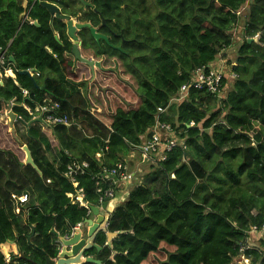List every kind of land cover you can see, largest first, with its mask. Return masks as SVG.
Instances as JSON below:
<instances>
[{
	"label": "trees",
	"instance_id": "1",
	"mask_svg": "<svg viewBox=\"0 0 264 264\" xmlns=\"http://www.w3.org/2000/svg\"><path fill=\"white\" fill-rule=\"evenodd\" d=\"M34 1L27 0V11ZM67 1L62 14L80 24L97 29L106 20L108 43L88 30L78 34L84 53L119 63L110 70L102 63L94 82L77 81L76 65L83 64L74 63L65 23L51 28L38 4L23 22L24 0H0V45L15 61V78L0 79V116L12 105L28 124L23 105L34 109L50 98L78 125L0 130V246L13 243L19 252L10 264L42 262V253L55 258V232L64 237L91 218L66 196L74 191L63 176L68 164L90 165L91 174L78 181L85 201L98 207L92 176L118 163L134 166L130 157H140L136 149L157 123L172 129L178 146L163 161L143 160L149 172L137 175L109 220L108 232L123 234L110 248L98 235L102 250L86 256L101 264H240L251 228L264 225V0H89L96 12L81 17ZM244 12L242 40L222 79L226 96L192 88L174 102L196 70L226 60ZM29 70L39 76L22 74ZM103 73L106 100L92 91ZM20 126L25 135L17 136ZM24 146L41 175L20 158ZM13 194L29 195L28 205L16 206ZM249 245V264H264V237ZM0 264H7L1 249Z\"/></svg>",
	"mask_w": 264,
	"mask_h": 264
},
{
	"label": "built area",
	"instance_id": "2",
	"mask_svg": "<svg viewBox=\"0 0 264 264\" xmlns=\"http://www.w3.org/2000/svg\"><path fill=\"white\" fill-rule=\"evenodd\" d=\"M225 64V59L220 57L217 61L207 67L196 70L191 82L181 87L179 97L173 101L181 102L186 99L188 91L192 88L196 90H206L209 94L221 99L223 95L222 79L224 78V75L228 73ZM28 72L32 78L39 76L30 70ZM4 78H15V70L14 64H12L8 58L7 49L0 45V79ZM230 78H236V76L231 74ZM21 93L24 98L29 97V92L27 90H22ZM23 109L32 120L41 119L42 124L48 129H52L56 126H64L66 128L78 126L76 121L70 120L68 116L60 114L61 105L50 98H46L42 103L36 105L34 109H31L27 105H23ZM163 112V110H158V113L160 114ZM192 126L193 124H191V127ZM150 134V138L144 141V143L136 149L140 157L149 163H154L156 160H165V154L178 146L177 140L170 138V135H172V129L167 125L157 123ZM100 157V154L96 156L97 159H100ZM88 174H91L90 165L88 163L72 161L67 165L63 176L72 184L74 189L72 193L66 195L71 204L85 208L88 211V216H90L92 215L90 211L91 206L85 201V192L83 188L80 187L78 181L80 178ZM92 179L96 181L97 193L100 195L98 208L102 207L106 199L111 201L117 197H121L123 202H125L129 196V191L132 185L136 182L134 172L128 165L123 163H118L112 168L102 167L98 173H95L92 176ZM11 199L18 207L27 206L30 200L29 195L27 194L21 196L13 194ZM85 226L86 221L77 224L72 227L70 234L63 238L68 239L72 237L77 231L82 230ZM55 235V244L59 250V238H62V236L57 232H55ZM250 235L259 238L264 237V225L259 229L256 227L251 228ZM249 242L248 239L247 243L240 249V252L242 253L241 261L239 262L240 264H249V260L244 256L245 252L251 249ZM5 262L10 264L11 257L6 256Z\"/></svg>",
	"mask_w": 264,
	"mask_h": 264
},
{
	"label": "water",
	"instance_id": "3",
	"mask_svg": "<svg viewBox=\"0 0 264 264\" xmlns=\"http://www.w3.org/2000/svg\"><path fill=\"white\" fill-rule=\"evenodd\" d=\"M50 0H35L33 5L28 9V2L24 0L23 3V10L25 13L22 15L23 22L28 19L29 13L32 11L33 7L38 4L41 8H43L48 15L50 16V27L53 28L54 21H61L66 25V33L69 40L72 42V49L71 54L74 58V63H80L86 65L90 70L94 71L95 69H101V63L95 61L94 59H86L82 55V42L79 39V32L83 30H88L91 36L98 42L100 40L105 41L106 43L109 42L107 37H104L97 33V30L92 27L90 24H80L74 21L73 18L70 16L62 14V8H60L57 4L58 1L64 2L65 0H52L53 3L49 2ZM82 5H84V0H77ZM34 26L38 27L37 22H33ZM58 40V38L56 37ZM253 40H249L252 42ZM10 62L14 64V59L11 57ZM32 72H35L34 70ZM22 74L30 76L29 72H24ZM12 105L8 107V118L10 119V125H14L15 123H22L21 119L18 118L12 112ZM41 119L32 120L28 124H24V127L28 130L32 124L41 123ZM26 155V159L24 164L29 165L34 168L40 175V171L36 167L31 152L29 149L24 146L22 148ZM123 202L121 197H117L111 201L106 199L101 207L98 209L97 207L91 206L90 211L92 216L95 219H88L86 221V226L82 229L77 231L72 237L65 239L59 238L60 249L58 250V254L55 258H50L46 256L44 253L43 261L37 262L28 259L29 264H101L100 261L95 260L93 257H86V254L93 249L97 250L98 252L102 250L96 244V238L100 234H104L106 237V247H111L112 241L115 240L117 237L121 236L123 233H109L108 232V225L111 215L114 213L115 209Z\"/></svg>",
	"mask_w": 264,
	"mask_h": 264
},
{
	"label": "rangeland",
	"instance_id": "4",
	"mask_svg": "<svg viewBox=\"0 0 264 264\" xmlns=\"http://www.w3.org/2000/svg\"><path fill=\"white\" fill-rule=\"evenodd\" d=\"M247 13L246 12H244V14L242 15V20H241V22H240V24L238 25V27L234 30V32H233V34L235 35V44H234V46H233V48H231V49H229L228 50V52H227V57H226V64H225V67H226V69H229V67L230 66H228L227 64H228V62H234L235 61V58H236V51H237V49H238V45H239V43H240V40H242V30H243V25H244V16L246 15ZM74 21H76L75 19H74ZM77 22V21H76ZM82 55H83V57H85L86 59H94L92 56H91V54L90 53H84L83 51H82ZM95 61H98V62H100L101 64L103 63V69H107V70H110V69H113L114 67L115 68H118V62H115V60H114V62H112V61H108V62H103V61H101V60H96V59H94ZM76 67L77 68H75L76 70H75V73H76V77H77V81L78 82H83V81H88L89 83L90 82H94V79H95V75H94V77L93 78H91V73H90V70H89V68H87L86 66H84V65H80V66H78V64L76 65ZM96 70H98V69H96ZM95 70V71H96ZM118 70V69H117ZM104 75H100V76H98V78L100 79V82H99V84L97 83L96 84V86L95 87H93V89H92V91L93 92H95V91H98L99 93H102V96H100V99H104V100H106V93H105V89H106V87L109 85V82L104 78V77H106V74L105 73H103ZM120 78H122V79H125L123 76H119ZM102 78H104L103 80L104 81H102ZM91 79V80H90ZM111 79V78H110ZM126 80L127 81H130V83L131 84H133V81L132 80H128V78H126ZM111 84H112V82H111ZM228 88V87H227ZM227 88H225V90L223 91V95H222V97H225L226 96V94H227V92L230 90L229 88L227 89ZM108 89V88H107ZM101 101V100H100ZM10 123H11V121H10V119L8 118V112H6V113H4V114H2L1 116H0V130H2L3 128H5V127H7L8 128V132L9 133H13L14 132V129L17 127L16 126V124H14V125H10ZM18 132L16 133V130H15V134L17 135V136H21V135H25V128L23 127V126H20L18 129ZM1 144H2V147H5V148H7V149H11V146L9 145V142L8 143H3V142H1ZM20 158L21 159H23L24 160V162H25V155H20ZM133 165H135V164H133ZM130 168L132 169V171H133V169H135L133 166H130ZM141 169H142V171H143V173H148L149 172V166L148 165H143V166H141ZM259 239V238H258ZM256 240H257V237H256ZM55 241H56V237H55ZM251 243L254 245V244H256V243H258V242H254V241H252L251 240Z\"/></svg>",
	"mask_w": 264,
	"mask_h": 264
},
{
	"label": "crops",
	"instance_id": "5",
	"mask_svg": "<svg viewBox=\"0 0 264 264\" xmlns=\"http://www.w3.org/2000/svg\"><path fill=\"white\" fill-rule=\"evenodd\" d=\"M30 24H33V23H30ZM82 51V50H81ZM96 70V69H95ZM92 71L91 72V70H90V73L92 74V76H94L95 74H96V71ZM16 124V123H15ZM131 160L134 162V168H135V170H134V175H135V178H136V181H137V179H138V176L137 175H139L140 173H142L143 171H142V169H141V166H143V165H148V164H146V163H144L143 162V159H141L139 156H137V155H132L131 157ZM138 161H137V160ZM149 166V165H148ZM131 169V168H130ZM132 170V169H131ZM98 208V207H97ZM98 209H101V208H98ZM91 219H95L93 216H91ZM259 237H257V240H256V236H250V238H249V241H250V244H252L251 243V240L252 241H254V242H258V240L260 239H258ZM0 249H1V252L3 253V255H4V257H6V256H12V254H19V252H18V250H17V247L13 244V243H6V244H3V245H1L0 246Z\"/></svg>",
	"mask_w": 264,
	"mask_h": 264
},
{
	"label": "flooded vegetation",
	"instance_id": "6",
	"mask_svg": "<svg viewBox=\"0 0 264 264\" xmlns=\"http://www.w3.org/2000/svg\"><path fill=\"white\" fill-rule=\"evenodd\" d=\"M71 1H74L73 6H75L77 9L81 10V12L77 14V17H81L82 15L87 14V13H89V11L96 12V10H94V8H93V4H92L89 0H84V5H82V4H81L79 1H77V0H71ZM49 2L53 3V1H49ZM72 3H73V2H72ZM55 4H57L60 8H62L61 5H63V6L67 5V4H68V1H67V0H65L64 2H62V1H58V2L55 3ZM100 17H101V16H100ZM75 20L78 21L77 18H75ZM82 24H90V23L86 22V23H82ZM90 25H91V24H90ZM105 27H107L106 20L103 19V18H101V24H100V26H99L96 30H97V33H98V34H100V35H102V36H104V37H107V35H106V34L104 33V31L102 30V28H105ZM99 31H102V32L99 33ZM107 38H108V37H107ZM91 72H92V70H91ZM92 77H94V76H92ZM97 237H98V236H97ZM96 239H97V238H96ZM95 242H96V241H95ZM86 257H87V256H86Z\"/></svg>",
	"mask_w": 264,
	"mask_h": 264
}]
</instances>
